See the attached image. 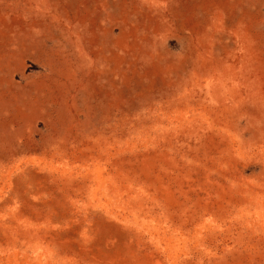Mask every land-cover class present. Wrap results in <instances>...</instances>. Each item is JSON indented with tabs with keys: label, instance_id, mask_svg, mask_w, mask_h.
Listing matches in <instances>:
<instances>
[{
	"label": "rangeland",
	"instance_id": "obj_1",
	"mask_svg": "<svg viewBox=\"0 0 264 264\" xmlns=\"http://www.w3.org/2000/svg\"><path fill=\"white\" fill-rule=\"evenodd\" d=\"M0 264H264V0H0Z\"/></svg>",
	"mask_w": 264,
	"mask_h": 264
}]
</instances>
